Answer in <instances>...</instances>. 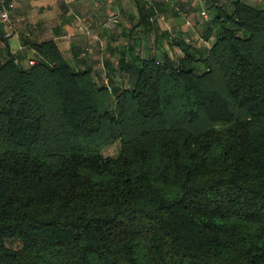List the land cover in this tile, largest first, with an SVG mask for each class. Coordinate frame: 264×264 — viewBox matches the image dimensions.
Here are the masks:
<instances>
[{
    "label": "trees",
    "instance_id": "1",
    "mask_svg": "<svg viewBox=\"0 0 264 264\" xmlns=\"http://www.w3.org/2000/svg\"><path fill=\"white\" fill-rule=\"evenodd\" d=\"M205 2L179 58L142 4L103 78L0 61V264H264V0Z\"/></svg>",
    "mask_w": 264,
    "mask_h": 264
},
{
    "label": "crops",
    "instance_id": "2",
    "mask_svg": "<svg viewBox=\"0 0 264 264\" xmlns=\"http://www.w3.org/2000/svg\"><path fill=\"white\" fill-rule=\"evenodd\" d=\"M12 30L8 36L0 22V61L15 55L24 65L37 59L35 43L54 41L63 57L77 69H90L93 77H104L106 61L117 65L118 49L128 42L125 32L134 29L141 41L137 51L161 54L154 44V33L148 35V46L139 25L138 6L154 9V28L168 33L161 47L172 58L184 55L176 41H195L211 46L212 40H203L200 25L206 0H10ZM261 4L263 0H246ZM114 14L118 23L113 28L102 26L104 19ZM154 31V30H153ZM126 73L123 72V75ZM128 75V74H127Z\"/></svg>",
    "mask_w": 264,
    "mask_h": 264
},
{
    "label": "built area",
    "instance_id": "3",
    "mask_svg": "<svg viewBox=\"0 0 264 264\" xmlns=\"http://www.w3.org/2000/svg\"><path fill=\"white\" fill-rule=\"evenodd\" d=\"M12 2L10 0H0V22L3 23V26L6 30L5 35L8 36L10 31L12 30V18H11V9H12ZM203 14H205L203 12ZM206 16V14H205ZM118 23V17L114 14L107 16L104 21L102 22V26L105 28H113ZM34 60H29L30 64H34Z\"/></svg>",
    "mask_w": 264,
    "mask_h": 264
},
{
    "label": "rangeland",
    "instance_id": "4",
    "mask_svg": "<svg viewBox=\"0 0 264 264\" xmlns=\"http://www.w3.org/2000/svg\"><path fill=\"white\" fill-rule=\"evenodd\" d=\"M119 146H120L119 141H115L111 144L104 146L102 148V153L104 155L115 156V155H117V153L119 151ZM8 244L12 247H15L17 245V242L16 241H12V242L10 241V242H8Z\"/></svg>",
    "mask_w": 264,
    "mask_h": 264
}]
</instances>
